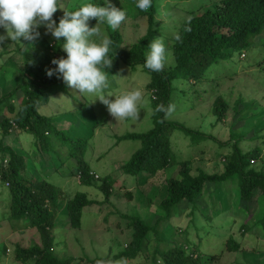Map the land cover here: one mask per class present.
Instances as JSON below:
<instances>
[{"label":"rangeland","instance_id":"rangeland-1","mask_svg":"<svg viewBox=\"0 0 264 264\" xmlns=\"http://www.w3.org/2000/svg\"><path fill=\"white\" fill-rule=\"evenodd\" d=\"M86 1L76 4L77 0H60V3L66 10H73V6ZM133 1L112 0L116 7H123L126 11V20L119 27L125 47L138 40L147 29V18L132 6ZM178 1L158 0V25H167L170 31L166 29V32L170 34L186 16V9L197 8L201 3L205 4L204 9L212 6V0ZM63 11L64 9H58L62 15ZM89 24L94 26L96 20H91ZM99 27L104 30L106 28L101 32L107 35V25L101 23ZM39 31L41 36L34 42V46L28 45V42L21 46L10 39L0 43V97L26 79L23 75L24 51L35 53L41 70L37 65L35 69L40 73L45 71L47 59H51L43 56L44 47L40 42H57L50 35L44 34L43 27ZM0 34H5L3 28H0ZM159 38L165 45L166 37ZM244 53L245 56L241 57V52L235 51L229 60L213 64L205 72L206 78L199 82H173L172 109L168 111L166 119L211 135L207 138L188 136L180 129H174L170 134L171 149L178 155L177 161L191 160L190 172L193 175H197L199 169L207 173H221L226 156L233 151L236 141H239L238 146L243 151L259 147L261 157L253 160L252 164L257 169L264 167V67L256 66L259 61L264 60V32ZM174 63L173 53L167 49L163 67ZM119 65V70L113 74L115 77L108 78L105 92L119 93L139 89L142 99L136 118L115 120L104 104L99 100L93 102V95L85 94L81 97L62 80L57 83V91L47 97L39 109L41 113L53 114L57 119H63L60 127L67 128L66 130L70 128L69 135L72 133L83 137L86 142L85 160L91 168L100 176L111 174L116 180L111 196L112 205L87 206L83 210L81 228L71 227L65 211L58 213L54 228L57 242L54 251L61 258H72L71 264H85L97 256L112 257L124 249L133 230L128 228L126 220L115 213V209L125 214L137 215L147 224H152L163 214L159 204L166 196L168 179L181 178L180 164L158 170L154 175L143 173L135 179L121 169L140 147V141H118L117 136L149 130L154 122L151 92L146 89L150 80L149 72L141 64L135 70L122 62ZM19 95L21 99L23 92L20 91ZM219 95L229 103L222 120H218L213 113L214 101ZM19 99H16V106L20 103ZM68 107L71 109L67 110ZM2 111L1 116L10 114L7 104H4ZM68 120L70 122H66ZM50 137L52 140L56 139L52 148L56 153L52 150L47 155L43 153L42 157H47L49 163L46 164L33 145L32 135L13 129L11 134L3 136L0 130V140L27 156L28 167L33 171L36 169L37 172L44 170V174L52 173L49 176L51 181L67 197H73L77 191H86L89 198L102 201L103 195L95 186L98 182L95 181L93 186L80 183L79 176L73 173L76 160L71 158L63 165L60 162L61 158L66 157L69 148L61 147L55 134ZM56 167L60 174L54 173ZM1 189L4 190L2 187ZM126 191L131 192L132 196H128ZM62 204L64 206L63 202ZM193 206H196L194 211ZM192 211L194 214H191ZM259 213L260 206L255 199L247 204L239 198L236 179L217 184L207 182L196 198L195 205L184 200L175 206L171 223H167L162 237L169 239L173 245L185 243L187 251L193 252L195 256L200 250L202 254L199 264H264V231L261 226L256 225L260 219ZM0 223V248L3 244L8 248V258L6 255L0 262L16 264L11 256L14 244L20 242L27 246L39 242L40 235L30 228L12 230L1 210ZM243 224L250 229H243ZM230 236L241 244L240 249L227 250L225 243ZM115 264L136 263L121 258Z\"/></svg>","mask_w":264,"mask_h":264},{"label":"trees","instance_id":"trees-1","mask_svg":"<svg viewBox=\"0 0 264 264\" xmlns=\"http://www.w3.org/2000/svg\"><path fill=\"white\" fill-rule=\"evenodd\" d=\"M80 1L82 0H77L76 4ZM94 2L101 3L103 0ZM178 2L180 3V0ZM135 4L136 0L132 2V6L137 8ZM204 5L201 3L197 8L186 9V16L170 34L166 32V29L170 31L167 25H158V0H151L148 9L141 11L137 8L139 14L147 18V29L145 34L129 47L123 45L124 37L120 28L113 31L107 26V36L113 41L109 52L113 62L108 69V78L113 77L119 70L121 62L132 70L140 64L144 66L147 45L159 36L166 37L165 49L172 51L175 60L174 65L162 67L159 72L144 67L150 75L146 89L151 92L154 123L149 130L117 136L118 141H140V147L121 169L135 179L143 173L154 175L158 170L180 164L181 178L168 179L166 196L159 204L163 214L152 224H147L137 215L125 214L115 209V213L127 221L128 228H132L131 239L124 249L114 256H97L85 264H115L121 258L136 264H199L202 254L200 250L195 256L193 252L187 251L185 243L170 244V240L164 239L162 234L167 229V223H171L175 206L184 200L195 205L196 198L202 193L207 182L217 184L236 179L239 198L247 204L255 199L260 206V219L256 225L261 226L264 231V167L257 169L252 164L253 160L261 157L259 147L243 151L238 146L239 141H236L233 151L226 156L225 167L221 173H207L199 169L197 175L190 172L191 160L177 161L178 155L171 149L170 134L174 129H180L188 136L211 137L204 132L187 128L182 123L166 119L168 106L171 105L173 82H199L206 78L205 72L213 64L229 60L235 51L244 52L264 32V0H212V6L204 9ZM53 16L58 22L62 13L57 10ZM40 44L44 47L43 56H48L51 60L64 55L58 43L41 41ZM23 54V75L26 79L0 97V114L4 104H7L10 113L0 115V130L3 136L11 134L13 129L32 135L36 151L40 152L41 159L49 164L47 157L42 156L43 153L47 155L51 150L54 151L52 148L56 139L52 140L50 136L55 134L58 144L69 148L66 157L61 158L62 165L74 158L76 166L73 173L79 176L80 183L84 185L93 186L98 182L95 186L102 193L103 200L89 198L86 191H77L73 197H67L66 193L51 181L49 176L52 173L44 174V170L37 172L36 169L33 171L28 167V157L1 139L0 188L4 190H0V210L12 230L30 228L40 235L39 242L27 246L20 242L14 244L11 256L16 264H71L72 258H61L54 251L57 244L54 228L57 225L58 213L65 211L71 227L81 228L83 210L87 206L112 205L111 196L116 180L111 174L96 177L97 173L85 160L86 142L83 137L72 133L69 135L70 128L66 130L67 128L59 127L52 115L40 112L39 106L57 91V83L62 79L55 76L49 78L45 71L38 72L35 69V53L24 51ZM51 60L47 59L46 68L54 67ZM37 66L41 70V67ZM256 66L264 67V60L259 61ZM20 91L23 92L21 99ZM16 99L20 100L18 106L15 105ZM228 106L229 103L222 95L217 96L213 113L218 120L225 118ZM54 173H59L58 167ZM126 193L132 196L131 192ZM195 208L196 206L192 207L193 211ZM193 211L191 214H194ZM242 228L250 229L245 224ZM225 244L229 251H236L241 246L232 236ZM7 250V245L3 244L0 248V261L8 254Z\"/></svg>","mask_w":264,"mask_h":264},{"label":"clouds","instance_id":"clouds-1","mask_svg":"<svg viewBox=\"0 0 264 264\" xmlns=\"http://www.w3.org/2000/svg\"><path fill=\"white\" fill-rule=\"evenodd\" d=\"M135 6L144 11L151 6V0H136ZM58 9L64 11L57 22L53 14ZM93 19L96 24L90 26L89 22ZM125 20L126 11L123 7H116L112 0H103L102 3L88 0L75 6L74 10H66L60 0H0V28L5 31V34H0V43L10 39L21 46L25 45L24 42L34 46V42L41 36L39 29L43 27L44 34L50 35L64 53L51 60L54 67L45 69L46 76L62 79L81 97L85 94L93 95V102L99 100L104 104L115 120L134 119L138 116V105L142 99L139 89L105 92L108 69L113 62L109 56L113 41L99 27L103 23L115 31ZM165 56L163 41L159 37L154 38L147 45L144 67L159 72ZM244 56L242 52L241 57ZM171 109L169 105L168 111Z\"/></svg>","mask_w":264,"mask_h":264},{"label":"crops","instance_id":"crops-1","mask_svg":"<svg viewBox=\"0 0 264 264\" xmlns=\"http://www.w3.org/2000/svg\"><path fill=\"white\" fill-rule=\"evenodd\" d=\"M42 107V104L39 106V108ZM71 109V108H70ZM69 107L67 108V110H70ZM49 115H52L55 119V121L57 122V125L60 127L61 126V122H63V119H57V116L53 115V114H49ZM71 120V119H70ZM70 120L66 121V122H70ZM96 120V119H95ZM97 121V120H96ZM97 125V124H96ZM119 166H121L119 164ZM97 173V172H96ZM98 174V173H97ZM132 176V175H131ZM134 178V177H133ZM134 180V179H133Z\"/></svg>","mask_w":264,"mask_h":264},{"label":"built area","instance_id":"built-area-1","mask_svg":"<svg viewBox=\"0 0 264 264\" xmlns=\"http://www.w3.org/2000/svg\"><path fill=\"white\" fill-rule=\"evenodd\" d=\"M242 55H244V54H242ZM96 177H98V175H96Z\"/></svg>","mask_w":264,"mask_h":264}]
</instances>
